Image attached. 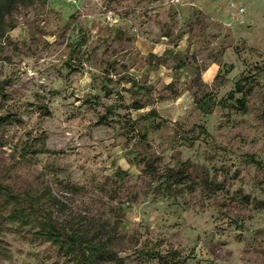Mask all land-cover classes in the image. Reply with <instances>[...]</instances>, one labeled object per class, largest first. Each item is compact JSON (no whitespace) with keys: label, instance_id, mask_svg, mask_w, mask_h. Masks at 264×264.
Returning a JSON list of instances; mask_svg holds the SVG:
<instances>
[{"label":"rangeland","instance_id":"1","mask_svg":"<svg viewBox=\"0 0 264 264\" xmlns=\"http://www.w3.org/2000/svg\"><path fill=\"white\" fill-rule=\"evenodd\" d=\"M10 21L0 183L121 258L99 264H264V0H34ZM162 35L187 49L156 56ZM36 229L0 212V264H79Z\"/></svg>","mask_w":264,"mask_h":264},{"label":"trees","instance_id":"2","mask_svg":"<svg viewBox=\"0 0 264 264\" xmlns=\"http://www.w3.org/2000/svg\"><path fill=\"white\" fill-rule=\"evenodd\" d=\"M34 0H0V37L4 35L7 29L15 26L10 23L12 11L18 6H29ZM1 91V88H0ZM234 90L228 93V97L234 98ZM240 107L244 106L243 97L235 99ZM137 108L141 107L136 105ZM201 106V105H200ZM203 109V106H201ZM200 108V109H201ZM209 112V108L204 109ZM152 116H158L155 111H150ZM6 116L0 117V124L6 120ZM104 122V121H99ZM255 161V160H254ZM256 163L258 161H255ZM177 174V172H175ZM31 201V200H30ZM0 212H6V215L12 220L19 223L33 222L36 224V232L51 240L58 245V248L65 246L64 252L71 254L79 262V264H99L102 260L116 259L121 262V258L116 257L105 246V242L96 243L89 241L84 235L74 234L71 231L60 227L51 217L40 219L37 216L38 210L30 202H26L25 198H21L17 193L12 191L7 185L0 183Z\"/></svg>","mask_w":264,"mask_h":264},{"label":"crops","instance_id":"3","mask_svg":"<svg viewBox=\"0 0 264 264\" xmlns=\"http://www.w3.org/2000/svg\"><path fill=\"white\" fill-rule=\"evenodd\" d=\"M160 38L162 41L155 44V47H151L149 45L150 51L154 52L156 54V56H162V57L166 56L167 57L169 55L180 54L184 50L187 49V45L184 44V38H180V39H178V42L172 43V44H170L166 41L167 36L162 35ZM141 43L144 44V47L147 45L145 42L141 41ZM218 69H219V65L216 62H211L210 64H208L202 70V76H203L202 78H203L204 82H207L210 84V80L213 77H216Z\"/></svg>","mask_w":264,"mask_h":264}]
</instances>
